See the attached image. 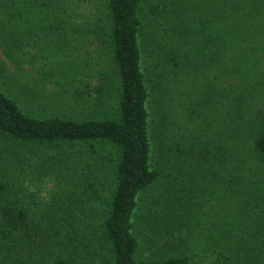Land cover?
<instances>
[{
	"label": "trees",
	"instance_id": "16d2710c",
	"mask_svg": "<svg viewBox=\"0 0 264 264\" xmlns=\"http://www.w3.org/2000/svg\"><path fill=\"white\" fill-rule=\"evenodd\" d=\"M62 1L67 25L79 28L82 20L90 44L106 45L110 73L102 69L86 85L94 117L78 119L30 113L0 74V264H93L100 248L104 264H264V75L256 66L264 62V1L210 0L183 34L177 23L162 30L156 6L144 19L149 0ZM257 1L258 27L243 11H259ZM161 30L170 36L162 45ZM167 69L185 91L195 89L183 102L184 124L166 115ZM100 145L116 151L112 179L86 189L100 195L82 226L54 194L49 202L34 199L28 186L46 176H94L93 162L81 171L79 160L99 155ZM218 173L227 179L218 184L223 204L211 221L204 216L206 243L193 251L194 212L208 207L204 184ZM150 189L157 190L147 198Z\"/></svg>",
	"mask_w": 264,
	"mask_h": 264
},
{
	"label": "rangeland",
	"instance_id": "374dc122",
	"mask_svg": "<svg viewBox=\"0 0 264 264\" xmlns=\"http://www.w3.org/2000/svg\"><path fill=\"white\" fill-rule=\"evenodd\" d=\"M168 1H170V4L166 3V6L169 12H167L168 16L166 15L165 19L162 16V9L164 3ZM209 3L210 0H149L144 7L143 17L144 19L145 17L148 18L149 14L146 13L150 12L151 5L156 6V9H158L157 22L160 23L162 30L177 23L178 34L179 32L183 34L181 32L187 24L186 21L189 19H203V13ZM257 3L259 11L252 10L253 5L244 8L243 11L250 15L248 18L258 27L259 20H254V17L261 11L260 1H257ZM196 5L200 8L198 11ZM62 8H65V2L62 0H0V42L2 44L0 46V57L3 58L5 55L7 60V62L5 61L6 66H1L0 74L4 79V83H8L13 93H19L17 97L23 108L34 115L61 114L77 119L86 116L94 117L91 108H88L91 104L93 105V102L88 105L89 100L85 99L87 94L91 93L87 90L86 85L93 87L102 77V69L107 71L109 66L107 64H110L109 52L105 44H100L98 48L90 44L94 38L93 35H83L79 29L83 26L81 24L82 20L78 22L79 28L76 27L77 23L75 21L67 25L65 15L61 14ZM219 26L221 27L220 23ZM162 30L159 36L161 37V45L163 43L162 38L169 36L168 33L166 34ZM172 34L174 36V32ZM178 34L176 33L173 37L174 41L171 40V43H178ZM244 45L250 47V44ZM7 50L12 56L10 54L8 56ZM168 58L166 56L163 59L164 64L167 63ZM27 60L31 61V65L26 64L28 63ZM257 61L256 66L260 69L259 72L264 75V62ZM28 68L31 71H26ZM6 70L10 71L9 75H6ZM108 71L110 73L109 69ZM193 79L195 78L193 77ZM164 80L167 95L166 103H168L166 105V115L168 119L175 118L178 123L184 124V122H180L183 102L191 98V94L195 92L194 86L191 85L189 90L185 91L184 83L186 82L174 78L168 69L165 71ZM26 82H30L29 86H26ZM262 84L261 88L264 90V78ZM25 94H32L34 97L32 100L27 99L28 97ZM36 95L38 97H35ZM110 102L105 105L106 108L113 105V101ZM263 105L264 96H261L259 97L258 106ZM88 112L90 116L86 115ZM99 147V155L96 154L92 158L88 156L89 154H84V160H79L81 171L88 163L93 162L90 171L95 172L94 176L89 175L88 178L83 176L80 179L75 175L73 177L46 176L42 178L43 183H38L40 186H36L35 181L28 186L32 192L38 193V197L34 199L37 201L38 198L41 200L40 202H49L52 199L51 195L54 194L59 201L63 200V207L74 210L76 215L73 213L72 224L82 226L85 222L83 218L88 216L93 207L98 205L97 198L100 195L96 193V196L92 195L86 189L98 187L97 181L99 182V180L107 182L112 179V168L109 166L111 165L109 161L111 157L113 158V155H116V151L110 146L100 145ZM78 148L79 146H76L75 149L78 150ZM82 148L85 149L84 146ZM51 149L52 147H46L44 149L45 153L53 152L54 150ZM100 164L103 169L98 171V168L101 167ZM71 173L73 174V172ZM98 173H104L103 177H98ZM34 177L32 176L31 179H36ZM208 178H213V180L207 181L208 184L207 182L204 184L206 191L212 195L207 194L205 196V203L209 209L203 206L194 212L193 219L198 220L200 225L192 226L191 229V247L193 251L199 252L202 245L206 243L205 235L207 233L203 225L204 216H209V221L216 216L217 206L223 204L220 198L224 194L223 189L218 184L221 183L220 179L223 180V183H226L227 180L221 173ZM94 179L97 181H94ZM59 180H63L62 183H59ZM69 180L74 182L72 186ZM155 190L157 189L148 190L144 194L145 197L148 198ZM69 192L73 194L67 195ZM43 206L40 204V207ZM181 214L173 215V219H181ZM75 217L77 219L76 223L73 222ZM101 249H98V256L94 259L93 264L105 263L104 249ZM140 251L144 252L145 250L142 247Z\"/></svg>",
	"mask_w": 264,
	"mask_h": 264
}]
</instances>
